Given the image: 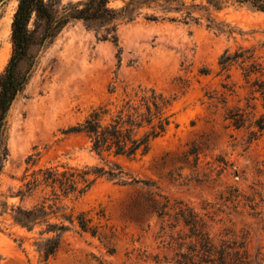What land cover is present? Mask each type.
<instances>
[{
    "label": "rangeland",
    "instance_id": "374dc122",
    "mask_svg": "<svg viewBox=\"0 0 264 264\" xmlns=\"http://www.w3.org/2000/svg\"><path fill=\"white\" fill-rule=\"evenodd\" d=\"M17 4L0 0V73L11 55ZM152 13L159 18L147 19ZM195 15L198 20L185 22L183 12L144 7L135 20L118 26L120 63L118 47L99 39L81 20L71 21L39 53L8 115L9 153L0 178V264H173L172 237L187 231L175 212L184 206L207 219L214 237L228 230L243 235L251 264H264V129L256 126L259 118L264 123V103L251 86L254 77L264 79V74L246 79L238 63L230 77L218 74L221 53L240 46L254 50L264 71V12L227 0ZM138 85L175 98L169 111L173 121L149 152L117 159L155 186L101 177L82 196L65 198L69 210L93 218L101 236L68 231L57 252L44 260L35 245L40 227L28 231L13 221L14 206L30 207L43 195L16 196L23 176L44 165L99 163L88 138L65 129L101 103L119 104ZM228 108H239L243 126L225 117ZM157 201L167 204V214L159 213Z\"/></svg>",
    "mask_w": 264,
    "mask_h": 264
},
{
    "label": "trees",
    "instance_id": "16d2710c",
    "mask_svg": "<svg viewBox=\"0 0 264 264\" xmlns=\"http://www.w3.org/2000/svg\"><path fill=\"white\" fill-rule=\"evenodd\" d=\"M117 1L18 0L11 23V55L0 73V178L9 153L8 115L13 102L29 83L38 65L39 53L71 21L81 20L88 28L96 31L99 39L112 41L118 47L120 63L122 49L119 46L118 26L122 22L135 20L144 7L158 6L166 11L183 12V21L189 22L198 20L196 11H207L211 6L220 8L227 0H205L201 3H188L186 0H121L122 4L119 5ZM231 1L264 12V0ZM146 18L157 20L159 17L152 13L146 14ZM169 19L177 18L172 16ZM235 63L241 66L246 79H250L251 75L264 74L263 66L256 61L254 50L243 46L233 52L225 49L221 53L218 58V74L225 73L227 78L230 77V69ZM203 70L209 72V69ZM224 86H227L226 83ZM251 86L253 92L260 93L264 103V79L254 77ZM111 88L110 92H114L115 85ZM132 90L126 91L121 102L114 107L109 101L101 103L83 121L65 129V132L84 134L99 163L83 167L68 163L44 165L23 176V182L15 195L23 200L40 191L43 193L42 199L30 207L20 204L14 206L12 217L14 223L28 231L40 227V237L35 245L44 260L57 252L63 235L68 231L101 236L99 225L93 223V218L85 211L74 213L69 210L63 201L65 198L82 196L101 177L124 185L155 186L154 181L132 175L117 159H135L149 152L152 141L164 135L173 121V113L169 111L175 98L152 86L138 85ZM237 109L228 108L225 117L236 127H241L246 119ZM261 119L256 123L258 131L264 129ZM253 133L256 134V131ZM156 204L160 214L168 213L166 203L157 201ZM175 217L178 220L182 218L187 231L172 237L175 249L173 264L252 263L243 235L228 230L229 233L214 237L207 219L201 220L189 206L178 207ZM110 252H114V249Z\"/></svg>",
    "mask_w": 264,
    "mask_h": 264
}]
</instances>
